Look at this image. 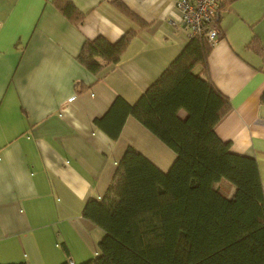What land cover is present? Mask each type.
Returning <instances> with one entry per match:
<instances>
[{
	"label": "crops",
	"instance_id": "obj_1",
	"mask_svg": "<svg viewBox=\"0 0 264 264\" xmlns=\"http://www.w3.org/2000/svg\"><path fill=\"white\" fill-rule=\"evenodd\" d=\"M70 1L86 13L78 24L52 0H0V263L95 256L103 231L82 209L104 193L126 146L162 170L174 158L131 116L115 140L93 123L115 96L133 103L188 43L174 0H121L144 28L112 0ZM215 26L206 68L229 103L215 131L256 159L264 186V0H230ZM128 29L137 33L116 63L93 74L77 61L86 39L114 42ZM253 35L260 52L247 48ZM76 82L86 89L76 93Z\"/></svg>",
	"mask_w": 264,
	"mask_h": 264
},
{
	"label": "trees",
	"instance_id": "obj_2",
	"mask_svg": "<svg viewBox=\"0 0 264 264\" xmlns=\"http://www.w3.org/2000/svg\"><path fill=\"white\" fill-rule=\"evenodd\" d=\"M229 2L220 0L214 20ZM52 4L73 24L86 15L70 0ZM111 4L140 28L147 25L123 1ZM136 33L128 29L114 42L102 35L86 39L76 59L97 74L119 60ZM211 48L207 36L189 39L133 103L117 95L93 119L115 140L131 116L174 158L162 170L127 145L104 193L87 198L82 209V217L103 231L98 253L59 264H264V186L256 159L233 152L216 134L229 103L208 75ZM247 48L260 52L257 36ZM74 87L76 93L86 89L78 82ZM260 101L264 103V92Z\"/></svg>",
	"mask_w": 264,
	"mask_h": 264
},
{
	"label": "built area",
	"instance_id": "obj_3",
	"mask_svg": "<svg viewBox=\"0 0 264 264\" xmlns=\"http://www.w3.org/2000/svg\"><path fill=\"white\" fill-rule=\"evenodd\" d=\"M219 5L220 0H174L182 26L189 32V39L207 36L213 42L219 36L214 20Z\"/></svg>",
	"mask_w": 264,
	"mask_h": 264
},
{
	"label": "rangeland",
	"instance_id": "obj_4",
	"mask_svg": "<svg viewBox=\"0 0 264 264\" xmlns=\"http://www.w3.org/2000/svg\"><path fill=\"white\" fill-rule=\"evenodd\" d=\"M198 69V67H196L194 70L196 71Z\"/></svg>",
	"mask_w": 264,
	"mask_h": 264
}]
</instances>
